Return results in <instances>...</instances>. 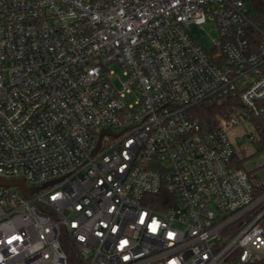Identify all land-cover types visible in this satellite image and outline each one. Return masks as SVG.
Wrapping results in <instances>:
<instances>
[{"label": "built area", "instance_id": "built-area-1", "mask_svg": "<svg viewBox=\"0 0 264 264\" xmlns=\"http://www.w3.org/2000/svg\"><path fill=\"white\" fill-rule=\"evenodd\" d=\"M260 118L251 0H0V178L38 189L0 186V264L264 262V187L230 138Z\"/></svg>", "mask_w": 264, "mask_h": 264}, {"label": "rangeland", "instance_id": "rangeland-1", "mask_svg": "<svg viewBox=\"0 0 264 264\" xmlns=\"http://www.w3.org/2000/svg\"><path fill=\"white\" fill-rule=\"evenodd\" d=\"M192 35L201 46L211 51L214 48V41L218 38L219 32L215 23L210 21L202 27H193ZM111 69L115 71L116 84L119 88H122L120 80L124 78L123 70L117 64L111 65ZM127 101L131 102L132 98H128ZM255 131V127L248 123L233 131L230 138L237 157L245 159V170L250 173L256 185L264 187V151L258 152L255 142L249 138L250 135H256ZM243 134L245 135L243 136Z\"/></svg>", "mask_w": 264, "mask_h": 264}, {"label": "trees", "instance_id": "trees-1", "mask_svg": "<svg viewBox=\"0 0 264 264\" xmlns=\"http://www.w3.org/2000/svg\"><path fill=\"white\" fill-rule=\"evenodd\" d=\"M251 12L255 26L264 32V0H251ZM238 106L239 102L235 100H223L214 104L207 103L194 108L191 111V115L194 119L199 120L203 128L211 129L216 125L217 116L228 117L234 111V108ZM253 122L257 130V136L253 142H255L258 148V152H261L264 151V118L255 119ZM244 162L245 159H240L236 156V165L238 168L245 169ZM261 224L264 227V218ZM254 264H264V262Z\"/></svg>", "mask_w": 264, "mask_h": 264}, {"label": "water", "instance_id": "water-1", "mask_svg": "<svg viewBox=\"0 0 264 264\" xmlns=\"http://www.w3.org/2000/svg\"><path fill=\"white\" fill-rule=\"evenodd\" d=\"M99 146H100V142L98 144L97 149L94 151V153H96ZM0 186H2V187H12V186L19 187L26 197H29L34 191L38 190V189H32V188L27 187L26 183L23 180L7 181L3 178H0Z\"/></svg>", "mask_w": 264, "mask_h": 264}]
</instances>
